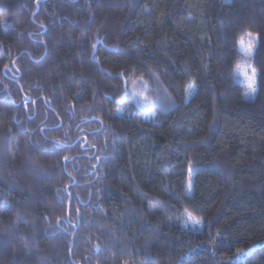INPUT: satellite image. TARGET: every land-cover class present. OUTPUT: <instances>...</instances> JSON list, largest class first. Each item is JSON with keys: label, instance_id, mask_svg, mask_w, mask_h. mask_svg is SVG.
Segmentation results:
<instances>
[{"label": "trees", "instance_id": "16d2710c", "mask_svg": "<svg viewBox=\"0 0 264 264\" xmlns=\"http://www.w3.org/2000/svg\"><path fill=\"white\" fill-rule=\"evenodd\" d=\"M0 264H264V0H0Z\"/></svg>", "mask_w": 264, "mask_h": 264}, {"label": "rangeland", "instance_id": "374dc122", "mask_svg": "<svg viewBox=\"0 0 264 264\" xmlns=\"http://www.w3.org/2000/svg\"><path fill=\"white\" fill-rule=\"evenodd\" d=\"M125 82L121 104L133 105L145 113L165 111L172 105L171 95L164 89L156 74L131 78ZM193 88V86L189 88L187 98L191 95ZM116 112L120 113L121 109L117 108Z\"/></svg>", "mask_w": 264, "mask_h": 264}, {"label": "snow or ice", "instance_id": "6c2138e0", "mask_svg": "<svg viewBox=\"0 0 264 264\" xmlns=\"http://www.w3.org/2000/svg\"><path fill=\"white\" fill-rule=\"evenodd\" d=\"M259 43V38L257 34L253 33H246L242 35L238 40V47L244 53V59L236 64V70L241 72L244 76L247 91L255 92L256 91V84H257V76L258 73L256 68L253 66L252 57L254 54V50L257 48ZM193 85H189L192 87ZM190 220L193 219L189 214L188 217ZM196 223H199L196 221Z\"/></svg>", "mask_w": 264, "mask_h": 264}]
</instances>
